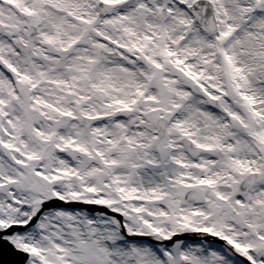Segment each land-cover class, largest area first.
<instances>
[{
    "label": "snow or ice",
    "instance_id": "1",
    "mask_svg": "<svg viewBox=\"0 0 264 264\" xmlns=\"http://www.w3.org/2000/svg\"><path fill=\"white\" fill-rule=\"evenodd\" d=\"M0 264H264V0H0Z\"/></svg>",
    "mask_w": 264,
    "mask_h": 264
}]
</instances>
